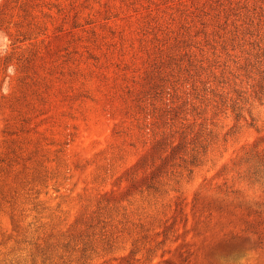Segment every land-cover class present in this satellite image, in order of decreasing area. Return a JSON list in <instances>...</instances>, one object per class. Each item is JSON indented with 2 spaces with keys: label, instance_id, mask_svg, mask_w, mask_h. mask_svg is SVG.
Returning <instances> with one entry per match:
<instances>
[{
  "label": "rangeland",
  "instance_id": "rangeland-1",
  "mask_svg": "<svg viewBox=\"0 0 264 264\" xmlns=\"http://www.w3.org/2000/svg\"><path fill=\"white\" fill-rule=\"evenodd\" d=\"M0 264H264V0H0Z\"/></svg>",
  "mask_w": 264,
  "mask_h": 264
}]
</instances>
